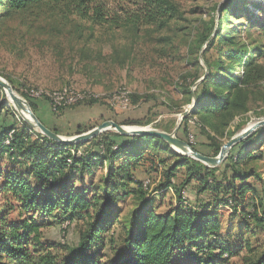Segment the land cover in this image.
I'll return each instance as SVG.
<instances>
[{
  "label": "trees",
  "instance_id": "1",
  "mask_svg": "<svg viewBox=\"0 0 264 264\" xmlns=\"http://www.w3.org/2000/svg\"><path fill=\"white\" fill-rule=\"evenodd\" d=\"M239 1L222 3V15L237 16L241 10ZM42 4L59 5L69 14L94 25L116 26L121 23L122 17L112 14L106 0H0V6L8 11H25ZM255 9L257 13H264L259 6L247 9V13H254ZM177 11V5L170 1L144 0L143 11L129 15L126 22L132 26L168 20L174 18ZM224 16L217 26L214 19L209 28L199 33V49L206 44L203 56L209 71L192 90L191 86L205 75L197 58L199 72L187 80V88H184L190 98L195 95L196 104L177 131V136L187 142L192 133L196 140L192 147L209 156L218 155L222 139L233 136L235 130L238 132L247 124L244 120L234 130H229L236 117H242L250 110V101L254 97L250 87L264 76L261 64L248 61L255 53L238 43L236 36H221ZM258 24L264 30V18ZM216 40L230 44L223 54L229 62L227 65L223 60L213 64L207 58ZM242 67L243 75H237ZM142 98L130 94L131 107ZM33 105L41 122L61 134L57 127L41 118ZM6 108L0 103V119ZM65 108H49L51 120L53 115L61 117ZM171 112H174L172 106ZM146 116L114 121L123 125H149L153 119ZM192 119H195L194 123ZM175 126L171 123L156 127L172 132ZM93 127L85 129L79 125L75 133ZM11 132L12 139L7 144ZM98 139L100 137L96 136L84 143L64 144L48 138L25 122L21 126H0V162L6 158L11 163L7 170L0 166V171L3 169L0 172V192L20 203L22 217L28 215L19 222H12L7 212L0 213V264H109L104 261L106 255L103 252L107 241L116 255L113 264H197L181 262L184 255L207 264L225 263L233 253H239L242 244H237L235 249L222 244V208L238 214L242 221L246 220V225L249 221L264 226V178L255 164L263 157L264 152L255 146V142H264V128L235 144L224 162L216 167L175 152L158 137H127L109 130L102 140ZM79 150L81 154L77 153ZM149 159L161 167L162 180L159 178L153 190L152 180L143 178L141 171L142 164ZM95 168L102 169L105 177L100 183V192L98 186L91 183V189L95 188L96 192L90 193L84 175ZM152 168L147 169L149 173ZM180 172L184 179L177 183ZM148 179L151 184L145 187L144 182ZM192 182L196 186V197L190 199L186 190ZM167 190L174 193L176 203L165 212H159L153 195L159 193L163 196ZM128 196L140 202L132 213V227L119 243V235L112 228L119 219L116 205ZM36 214L47 217L54 214L61 222L67 219L70 225L83 220L85 227L75 245L42 242L44 225L34 219ZM107 234H110L109 239ZM59 246L68 251V256L60 258L54 252ZM246 264H264V250L253 260L248 259Z\"/></svg>",
  "mask_w": 264,
  "mask_h": 264
},
{
  "label": "rangeland",
  "instance_id": "2",
  "mask_svg": "<svg viewBox=\"0 0 264 264\" xmlns=\"http://www.w3.org/2000/svg\"><path fill=\"white\" fill-rule=\"evenodd\" d=\"M167 1L177 5L178 11L174 18L132 26L126 22V18L133 13H141L144 0H106L107 8L112 14L117 13L122 17L121 23L116 26L94 25L69 14L59 5H36L25 11H8L0 6V77L12 85L15 93L27 101L33 112L34 104L41 118L57 127L65 136L76 135L75 130L79 125L88 129L107 119L122 121L146 115L153 119L152 123L136 126L156 129H159L156 126L162 124L166 126L174 123L177 126L181 114L190 110L193 105L194 98L185 94L184 88H187V80L199 72L197 58L205 73L209 71L203 56L206 44L199 49V33L209 28L214 19L215 25H218L219 19L224 16L220 11L221 4L227 0ZM239 6L241 10L237 16H224L221 36H236L238 43L245 46L250 53H255L249 56L248 61L261 64L264 69V30L258 24L263 20L264 13H257L256 9L254 13H247V9L258 6L264 9V0H240ZM229 48V42L216 40L207 53V58L213 64L223 60L224 65H227L229 62L223 54ZM243 73V67L236 72L237 75ZM200 79L191 86L192 90L201 83L198 82ZM250 88H253L254 95L250 101V110L238 122L247 121L243 129L264 119V76ZM124 89L130 94L143 96L139 103H133L127 110H121L118 103H112V97ZM64 90L67 96L73 92L92 95L84 99L83 104L64 107L61 117L53 115L51 120L52 112L48 111L47 105L51 106L50 99L60 96ZM9 99L0 86V103L4 108L7 107L1 116L0 126H21L24 122L28 125ZM94 99L97 101L86 103ZM171 106L174 112H171ZM180 110L182 111L179 112ZM243 129L238 132L235 130L233 136ZM108 132L109 130L99 134L98 140H102ZM231 137L223 138V144ZM257 145L264 152V142H255V146ZM3 159L7 162L1 161L0 166L7 170L11 163L6 158ZM255 164L264 178V153L262 159ZM178 174L180 178L177 183H180L184 175L182 172ZM104 177V171L98 168L85 174L87 190L90 193L96 192L95 188L91 189L94 184L100 192V183ZM159 178L161 174H157L152 168L149 175L153 182L152 190ZM195 187L193 182L187 186L186 196L190 199L196 194ZM153 196L154 205L158 204L159 212H165L176 203V197L171 190H167L163 196L159 193ZM139 202L137 198L128 196L116 205L119 219L112 228L119 235V243L123 242L127 230L132 227V213ZM19 206L17 200L0 192V213L7 212L10 221L19 222L28 216L20 215ZM221 212L222 244L235 249L241 242L242 247L239 253H233L225 263L215 264H246L248 259L253 260L264 250V226L249 221L246 225V220L242 221L229 208H222ZM54 216H34L37 222L44 225L42 242L75 245L85 227L83 220L70 225L67 219L61 222ZM106 236L110 238V234ZM54 252L60 258L68 256V251L60 246ZM103 252L106 255L104 261L113 264L116 255L108 241ZM180 261L207 264L185 255Z\"/></svg>",
  "mask_w": 264,
  "mask_h": 264
},
{
  "label": "water",
  "instance_id": "3",
  "mask_svg": "<svg viewBox=\"0 0 264 264\" xmlns=\"http://www.w3.org/2000/svg\"><path fill=\"white\" fill-rule=\"evenodd\" d=\"M206 74L207 72L198 82H201L206 77ZM0 86L4 89L7 97L10 96L13 104L15 105V108L18 110V112L20 111L22 118L24 120L32 128L38 129L43 135L47 136L48 138L56 142L64 143V144L84 143L107 130H114L124 136H127V135L152 136V137H158V138L163 139L170 145V147L174 151L178 152L179 154H182L184 156H188L195 160H198L209 167L219 166L227 158L228 154L230 153L231 148L235 144L244 140L249 135H251L253 132L258 130L260 127L264 126V119H260L257 122L252 123L251 125L247 126L240 133L232 136L227 142H225L222 145L218 155L209 156V155L202 154L196 149H194L187 141L177 136V131L181 125L182 120L184 119L186 115L190 113V111L194 108L196 104V98L194 95L193 105L191 106L190 110H185L181 114L180 122L176 126L175 130L172 132H167V131L152 128V127H139V126H136L134 129L133 128L131 129L130 125H123L114 120H106L89 131L76 134L73 136H65V135L54 132L53 130L48 128L46 125H44L41 122V120L37 117V115L33 112L30 105L27 103V101L24 100L21 96L16 95L12 85L6 79L2 77H0ZM24 103L27 106H25ZM24 110L29 114L30 118H27L23 114ZM178 149H180L181 151Z\"/></svg>",
  "mask_w": 264,
  "mask_h": 264
},
{
  "label": "built area",
  "instance_id": "4",
  "mask_svg": "<svg viewBox=\"0 0 264 264\" xmlns=\"http://www.w3.org/2000/svg\"><path fill=\"white\" fill-rule=\"evenodd\" d=\"M62 93V92H61ZM92 94H78L76 92H73V94L70 93V96L66 95V90L63 91V94H60L58 97H52L50 99L51 107L53 110H56L58 107H66L69 105L77 104L81 101H84L87 97L91 96ZM112 103L113 105L118 103L117 106L121 108V110H127L131 107V99H130V92L128 90H120L118 94L112 97ZM192 123L195 122V119L191 120ZM13 132L10 133L8 139L6 140V143L9 144L10 140L12 139ZM189 143L192 145L196 144L195 136L190 133L189 134ZM74 153V152H73ZM78 154H81L82 151L79 150L77 152ZM70 162V160H69ZM149 180H146L144 182V186L149 185Z\"/></svg>",
  "mask_w": 264,
  "mask_h": 264
},
{
  "label": "crops",
  "instance_id": "5",
  "mask_svg": "<svg viewBox=\"0 0 264 264\" xmlns=\"http://www.w3.org/2000/svg\"><path fill=\"white\" fill-rule=\"evenodd\" d=\"M48 106V108H51V106H49V104L47 105ZM239 118H240V116H238V117H236L235 119H234V121L232 122V124L230 125V128H229V130H234L235 129V127L239 124L238 122H239ZM238 123V124H237ZM241 123V122H240ZM227 136H225L224 138H226ZM223 140V139H222ZM232 149V148H231ZM260 149H262V148H260ZM231 151V150H230ZM224 162V161H223ZM222 162V163H223ZM221 163V164H222ZM153 167L155 170H156V173L157 174H159L160 173V168L161 167H158V165L154 162V163H152V160L151 159H149L148 161H145L143 164H142V168H141V171L143 172V174H144V177L143 178H146V177H149V175H150V173L148 172V168H150V167ZM186 193H187V190H186ZM193 196H195L196 197V194H194Z\"/></svg>",
  "mask_w": 264,
  "mask_h": 264
},
{
  "label": "bare ground",
  "instance_id": "6",
  "mask_svg": "<svg viewBox=\"0 0 264 264\" xmlns=\"http://www.w3.org/2000/svg\"><path fill=\"white\" fill-rule=\"evenodd\" d=\"M15 94L17 95V93H15ZM18 96H19V95H18ZM9 98H10V96H9ZM10 99H11V98H10ZM10 99H9V100H10ZM11 101H12V100H11ZM13 105H14V104H13ZM24 105L27 106L25 103H24ZM14 106H15V105H14ZM19 113H20V111H19ZM23 114H24L27 118H30V117H29V114H28L25 110L23 111ZM20 115H21V113H20ZM21 116H22V115H21ZM130 127H131V129H132V128H133V129L135 128V126H130ZM178 150H180V149H178ZM180 151H181V150H180Z\"/></svg>",
  "mask_w": 264,
  "mask_h": 264
}]
</instances>
